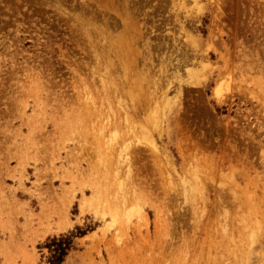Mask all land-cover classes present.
Returning a JSON list of instances; mask_svg holds the SVG:
<instances>
[{
  "label": "rangeland",
  "instance_id": "rangeland-1",
  "mask_svg": "<svg viewBox=\"0 0 264 264\" xmlns=\"http://www.w3.org/2000/svg\"><path fill=\"white\" fill-rule=\"evenodd\" d=\"M76 228L63 264H264V0H0V264Z\"/></svg>",
  "mask_w": 264,
  "mask_h": 264
},
{
  "label": "trees",
  "instance_id": "trees-1",
  "mask_svg": "<svg viewBox=\"0 0 264 264\" xmlns=\"http://www.w3.org/2000/svg\"><path fill=\"white\" fill-rule=\"evenodd\" d=\"M84 235L85 232L83 230L76 228L75 232L48 238L43 247L48 254L47 264H63L70 252L74 250V240Z\"/></svg>",
  "mask_w": 264,
  "mask_h": 264
},
{
  "label": "bare ground",
  "instance_id": "bare-ground-1",
  "mask_svg": "<svg viewBox=\"0 0 264 264\" xmlns=\"http://www.w3.org/2000/svg\"><path fill=\"white\" fill-rule=\"evenodd\" d=\"M216 42V41H215ZM190 76H191V72H187ZM192 77V76H191ZM221 91L220 89H215V92H214V95L217 96V98H220L221 97ZM225 96V95H224ZM221 99V98H220ZM226 99V98H225ZM120 154V153H119ZM121 155V154H120ZM122 157V156H121ZM123 159H124V156H123ZM123 161H127V160H123ZM124 163H127V162H124ZM126 165V164H125ZM149 251V250H148ZM232 260V259H231ZM239 262L235 263V264H238Z\"/></svg>",
  "mask_w": 264,
  "mask_h": 264
}]
</instances>
